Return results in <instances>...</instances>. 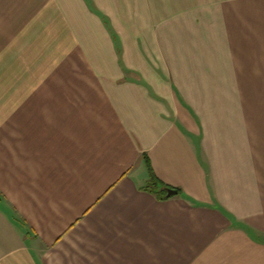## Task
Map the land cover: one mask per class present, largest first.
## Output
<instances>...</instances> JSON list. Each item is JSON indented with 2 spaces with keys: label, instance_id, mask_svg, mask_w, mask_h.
<instances>
[{
  "label": "crops",
  "instance_id": "0c3cea01",
  "mask_svg": "<svg viewBox=\"0 0 264 264\" xmlns=\"http://www.w3.org/2000/svg\"><path fill=\"white\" fill-rule=\"evenodd\" d=\"M0 264H264V0H0Z\"/></svg>",
  "mask_w": 264,
  "mask_h": 264
},
{
  "label": "trees",
  "instance_id": "16d2710c",
  "mask_svg": "<svg viewBox=\"0 0 264 264\" xmlns=\"http://www.w3.org/2000/svg\"><path fill=\"white\" fill-rule=\"evenodd\" d=\"M146 163H147V168H148V171H149V174H150V183H149V185L151 186L152 190H153L155 193L159 194V196H160L161 198H170V197H172V196L166 197V196H167V193L164 192V191H162V192H157V191H156L157 186H159V185H161V186H165V185H163V184H162V183L156 178V176H155L154 173H153V170H152L151 164H150V162H149V160H148L147 158H146ZM165 187L169 188L168 186H165ZM170 189H172V188H170ZM172 190H173V189H172ZM173 196H174V195H173Z\"/></svg>",
  "mask_w": 264,
  "mask_h": 264
},
{
  "label": "water",
  "instance_id": "95a60500",
  "mask_svg": "<svg viewBox=\"0 0 264 264\" xmlns=\"http://www.w3.org/2000/svg\"><path fill=\"white\" fill-rule=\"evenodd\" d=\"M156 191L157 192H162V191L166 192L167 193L166 197L173 196V195H176L178 193L177 190H172L170 188H167V187L161 186V185L157 186Z\"/></svg>",
  "mask_w": 264,
  "mask_h": 264
}]
</instances>
